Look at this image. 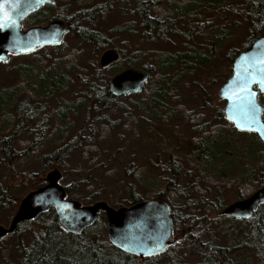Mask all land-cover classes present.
I'll return each instance as SVG.
<instances>
[{
	"label": "trees",
	"instance_id": "16d2710c",
	"mask_svg": "<svg viewBox=\"0 0 264 264\" xmlns=\"http://www.w3.org/2000/svg\"><path fill=\"white\" fill-rule=\"evenodd\" d=\"M74 1L84 6L89 0ZM191 6H196L199 11H221L244 22L248 36L240 50L264 34V0H166L165 6L162 7L160 3L151 1L149 16L147 12L144 14L141 12L142 25L148 30L143 35L145 41L156 42V39H161L165 33L179 34L185 25L183 17ZM48 13L51 11L48 10ZM103 14L104 11L98 5L96 8L77 10L73 14L75 20H70L69 33L77 37L81 43L92 45L97 52L109 48L110 40L107 34L85 26L95 16ZM33 16L31 12L23 18L24 27L33 24L35 20ZM79 25L82 26L79 27ZM130 29L131 26L128 23H122L113 26L109 34L113 37L123 36L130 33ZM221 35L216 38L220 45L225 39ZM63 47L64 44L58 47L44 45L30 53L11 54L8 62H0V66H7L12 60L19 61L27 58L26 62L19 61L12 70H9L13 73L0 89V104L4 108L3 111L15 105L23 118L14 124L10 115L2 114V123L6 122L8 126L13 127L11 137L2 139V143L5 144L2 145V151L6 152L2 154L10 156L11 138L27 132L31 123H34L35 127L30 130L34 137H31L29 145L25 148L27 154L22 157L21 165H26L35 159L43 149L54 148L43 159L39 158L42 168L38 174V183L32 189L45 183L42 174L46 169L56 167L61 170L64 160L70 154L80 150L83 144H86L85 154L92 150L96 151V147L89 145V140L97 136L105 142L108 140L112 125L120 124L126 131L134 129L135 132H131L133 138L139 137L138 134L141 133L148 134L146 130H143L144 125L141 120L129 115L128 112H124L116 121H108L107 111L110 104L117 102L123 96L112 95L108 88L107 75H103V71H108L106 72L108 74L116 73L139 63L148 69L150 73L148 81L138 93H135H141L142 100L131 102V106L143 117L149 118L150 122L166 123L177 113V108L167 115L163 112L167 107V99L174 97L177 84L183 80L187 72L183 73L182 70L192 68V64L205 65L210 56L206 57L196 50L195 52L193 48L191 51L186 50L181 53L149 49L144 53L140 50L134 51L130 55L121 52L118 60L106 67H100L98 62H93L87 63L84 68L78 64L79 53L72 52L64 55ZM240 50L235 48L228 50L230 62ZM144 57L151 58L150 62L148 61L151 65L141 63ZM231 66L232 64L230 68ZM174 73L177 74L171 76ZM230 74L221 77L220 81L225 82ZM72 80H76L79 85L71 91L73 93L70 100L61 98L64 104L54 112V123L52 127L49 126L51 133L47 132L49 136H46L48 128L44 130V125L47 123L48 113L44 115L41 111L44 107L39 106L42 100L46 101L56 94H64L71 86ZM198 81L201 82V79L198 78ZM259 101L264 105L263 94H260ZM30 104L33 107H29ZM82 110L85 112L84 118L77 132L70 137L69 132L73 122ZM221 114L223 116L222 112ZM37 118H39L38 121H36ZM262 118L264 120V112ZM5 119L8 121H4ZM222 123V127L221 125H194L193 130L198 131L199 128V132L192 137L186 149H182L181 140L178 137H175L174 142H168L160 133L156 135L157 141L164 140L161 151L166 152L168 162L163 163L162 166L166 182L162 187L154 190L150 198L162 199L170 204L174 238L161 254L140 259L114 247L106 238V218L103 211L97 214L92 226L76 234L67 232L59 223L54 210L49 209L33 220L23 221L17 225L14 232L25 233L29 239L27 247L21 252L20 264H154L159 259H165L164 264H188L175 262L169 258L170 248L175 244L199 248L201 258L196 264H264L263 205L259 206L249 218L229 217L228 223L224 225L218 223L221 217H225L219 214V210L224 206L220 196L221 189H233L239 199L264 185V145L254 132L237 130L226 119ZM220 136H222L221 141ZM223 137L229 140V144ZM238 140H240V147L234 150V144L236 141L239 142ZM230 148L232 155L235 156V152L238 153L240 159L238 165L230 157ZM85 156L87 157V154ZM156 157L160 160L158 155ZM219 160L222 161L221 166L216 167ZM185 166H190L191 170L187 171L185 168L184 170ZM131 170L132 168L129 172L125 170V176L128 179L125 187L126 197L122 202H113L114 207L128 206L144 200L139 192L134 191L136 181L142 186L140 181L142 174L136 172L130 178ZM191 173L196 180H199L200 185H195L194 182L188 183ZM64 175L65 173L62 172V177ZM32 180H34L33 176ZM178 182L183 183L179 185ZM75 188L73 184L65 186L67 197L77 199L82 204H89L92 200H88L90 197L82 199L72 194ZM211 188H214L216 192L212 202H208L206 194ZM212 210L216 216L210 219L208 214ZM197 211L204 216L197 217L196 214H199ZM209 225H215L217 231L221 229L223 233L226 232L231 239L230 245L217 243L211 235L206 241H201L208 230H211L212 227ZM244 252L250 256L246 262L241 259Z\"/></svg>",
	"mask_w": 264,
	"mask_h": 264
},
{
	"label": "rangeland",
	"instance_id": "374dc122",
	"mask_svg": "<svg viewBox=\"0 0 264 264\" xmlns=\"http://www.w3.org/2000/svg\"><path fill=\"white\" fill-rule=\"evenodd\" d=\"M139 0H89L88 4L80 6L74 0L70 1L69 15H72L81 8H91L93 5H98L104 14L101 16H95L89 23L85 24L91 30H97L99 32L107 34L110 40V47L114 48L124 54H132L134 51H142L143 53L149 49L161 50L169 53L180 52L183 47L190 46L202 55L208 56L207 63L205 65L192 64V68H188L184 74L183 80H181L176 88L173 98L167 99L166 110L163 113L167 115L170 111H174L177 108V113L173 118L166 123L159 121L150 122V119L143 117V115L131 106V102L142 100L140 94H128L118 99L117 102L111 103L109 110L107 111L108 121H116L121 118L124 112H128L129 115L141 120L144 125L143 130L148 132L147 135L138 134L139 137L133 138L131 132L135 130L126 131L120 124L112 125L110 128V134L108 140L103 142L99 137H93L89 140V145L96 147V151L87 152L85 156L86 144H83L80 150L70 154L63 162L62 169L65 175L61 178L60 183L64 186L73 184L75 190H73L74 196H80L91 202L98 200H104L110 205L113 202H122L126 197L125 187L127 185V177L125 176V170L129 172L132 168L130 178L134 176L136 172H140L141 185L135 182V192H139L143 199L150 198L153 195L154 190L162 187L165 184L166 175L162 171L163 163L166 161L165 151H161V147L164 144V140H156V135L160 133L162 138L168 142H174L178 137L181 140L182 149H186L191 141L192 137L199 132L194 129V125H223L222 122H218L219 118L216 117V110L218 98L217 91L223 84L220 81L221 77H225L231 73L232 64L227 59V52L230 48L240 50L242 44L247 39L248 30L246 24L239 19L231 17L227 13L215 10H198V14H194L189 21H186L184 28L182 27L179 34L174 35L171 33H165L161 39H156V42H146L143 37L142 28L138 25L137 14L133 15V11L136 3ZM154 3H160V6H165L166 0H151ZM122 23L136 24L133 33H127L126 35H120L113 37L109 34L110 29L113 26H118ZM190 23V24H188ZM82 25H79L81 27ZM200 27V29H199ZM131 30V29H130ZM222 34L224 41L220 45L217 43L216 38ZM219 40V38L217 39ZM63 53L71 54L72 52L79 53V66L86 68L87 63L98 62L100 54L104 51H95L94 47L89 44L81 43V41L71 33H66L63 38ZM26 59L19 61L26 62ZM150 57H144L142 64H150ZM18 60H12L7 66H0V89L2 84L10 78L13 71V66L19 62ZM149 61V62H148ZM136 66H141L140 63ZM232 67V66H231ZM103 71V75H107V79L114 73H106ZM178 73V72H177ZM174 73L171 76L177 74ZM170 76V75H169ZM170 76V78H171ZM230 76V75H229ZM201 79V82L198 81ZM195 80V82H193ZM79 83L76 80H72L71 86L65 91L64 94H56L50 99L42 100V104L39 107H44L41 111L45 115L48 113L47 123L44 125L46 136H49L47 132H50L49 126L52 127L54 123V112L64 103L61 102V98L68 101L72 97L71 91L75 90ZM22 99V98H20ZM261 102V101H260ZM30 104L29 107H33ZM38 108V107H36ZM3 107L0 104V146L4 143L2 139L11 137L13 131L12 126H8L6 122L1 121L2 114L10 115L13 118V123L17 124L23 120L22 116L18 112L17 106H11L3 111ZM84 111L78 113L75 118L72 128L69 132V136H73L84 118ZM37 118L36 121H38ZM4 121H8L5 119ZM35 128L34 123L30 124V129L19 135L16 138H11L10 156L0 154L2 161L0 166V224L7 226L15 209L18 205L19 199L30 189L35 187L34 184L39 180L38 174L41 171L42 164L39 158L45 157L54 148L43 149L35 159L28 162L26 165H21L22 157L26 156L25 148L29 145L33 133L31 129ZM140 132V130H138ZM161 137V136H160ZM222 136H220V141ZM224 141L229 144V140L223 137ZM239 142H235L234 150L238 149ZM231 144V143H230ZM5 145V144H4ZM232 160L238 165L239 157L235 152V156L232 155ZM159 156V159L156 156ZM130 164V165H129ZM157 164V166H156ZM166 166V165H165ZM220 162L216 167H220ZM190 167V166H189ZM187 166L183 167L187 171L191 168ZM56 168V167H55ZM127 168V169H126ZM52 169L48 168L45 173ZM61 169V170H62ZM184 169V170H185ZM60 170V171H61ZM140 170V171H139ZM14 171L19 173L18 176H14ZM37 174V175H34ZM193 173L188 178V183H195L200 185L199 180H196ZM32 176L34 180H32ZM36 176V178H35ZM41 176V177H42ZM33 182V183H32ZM182 185L183 182H180ZM216 190L211 188L210 192L206 194L208 196V202H212ZM6 193V195H5ZM221 201L223 205L238 199L237 193L233 189H221L220 190ZM89 202V203H91ZM179 211H181L179 209ZM198 212V211H197ZM196 214L197 217L204 215L199 211ZM210 219L216 216L213 210L208 214ZM230 221L228 216L221 217L218 223L225 224ZM212 227L208 230L206 235L202 237L201 241L209 239L210 235L219 244L230 245V236L219 229L217 231L215 225H209ZM224 230V229H223ZM107 238V237H106ZM172 239L173 236H172ZM29 242L28 235L25 233L13 232L0 238V264H20L22 257V250L27 247ZM169 258L175 262H186L188 264H196L200 261L199 248L197 247H184L177 246L176 244L170 248ZM250 256L244 252L241 255V259L246 262ZM165 259H159L154 264H164Z\"/></svg>",
	"mask_w": 264,
	"mask_h": 264
},
{
	"label": "water",
	"instance_id": "95a60500",
	"mask_svg": "<svg viewBox=\"0 0 264 264\" xmlns=\"http://www.w3.org/2000/svg\"><path fill=\"white\" fill-rule=\"evenodd\" d=\"M52 0H0V62L11 54L33 52L44 45L58 47L69 26L53 20L45 26L22 29V19ZM119 51L105 49L98 58L100 67L115 62ZM149 71L141 66L126 67L108 80L112 95L119 97L138 93L148 81ZM264 94V34L234 57L232 73L219 87L217 95L225 100L226 118L240 131L254 132L264 145V105L258 95ZM62 172L52 168L45 173V183L29 190L20 199L7 226L0 224V238L13 233L23 221L53 209L61 226L69 233H81L93 225L100 211L105 213L107 240L117 249L140 259L161 254L171 243L173 219L169 204L162 199H144L128 206L114 207L104 200L82 204L67 197L60 183ZM264 206V185L246 197L236 199L219 210L222 216L249 218Z\"/></svg>",
	"mask_w": 264,
	"mask_h": 264
},
{
	"label": "flooded vegetation",
	"instance_id": "af4514ba",
	"mask_svg": "<svg viewBox=\"0 0 264 264\" xmlns=\"http://www.w3.org/2000/svg\"><path fill=\"white\" fill-rule=\"evenodd\" d=\"M70 1L71 0H52V2H50V3H46V4H44V5H41V6H39L38 8H36L35 10H33L32 11V14L34 15L33 16V18L35 19H33L34 21H33V24H31V25H28V26H26V27H24V22H23V19H22V29L24 30V29H26V28H28V27H30V26H38V25H41V26H45V25H47L49 22H51V21H53V20H62V21H64V22H66L67 24H68V26H70V20L71 19H73V20H75V17H73V15H72V18H70V16L71 15H69V8H70ZM150 3H151V0H139L137 3H136V5H135V8H134V13H133V15L136 13L137 14V18H138V25L142 28V34L144 35L145 34V32L146 31H148V30H146L145 29V27H144V25H142V22H141V20H142V14H141V12L144 14L145 12H147V15L149 16V6H150ZM86 4H88V3H86ZM93 7H97V5H93L91 8H93ZM99 7V6H98ZM91 8H83L84 10H86V9H91ZM100 8V7H99ZM48 10H50L51 11V13H48L47 14V11ZM39 13H41V15L39 14ZM194 14H198V8L196 7V6H194V7H192L191 6V9H189V11L187 12V14H185V16L183 17V19H184V21H185V23H186V21H188L189 20V18L190 19H193L192 17H194L193 15ZM143 19H144V17H143ZM130 26H131V33H133L134 31H136V29H135V26H136V24H135V26H134V24H130ZM67 33H69V30H68V32ZM148 33V32H147ZM64 36H65V34H64ZM64 36H63V38H64ZM144 37V36H143ZM145 38V37H144ZM256 39V38H255ZM254 39V40H255ZM253 40V41H254ZM252 41V42H253ZM251 42V43H252ZM62 44H63V42H62ZM187 47H190V46H184L183 47V49L179 52V53H181V52H184V51H186V50H189V51H191V50H193L192 48H187ZM245 49V48H244ZM243 50V49H242ZM195 51V50H194ZM196 52V51H195ZM119 55H120V53H119ZM189 59H191V58H189ZM227 59L229 60V58H228V55H227ZM193 61H194V59H192ZM234 60V59H233ZM233 60H232V64H233ZM230 61V60H229ZM141 67H144V66H141ZM145 68V67H144ZM232 68V67H231ZM148 70V69H147ZM185 71H187V70H182V72L183 73H185ZM231 73H232V71H231ZM231 75V74H230ZM224 83V82H223ZM264 95V94H263ZM259 96H260V94L258 95V98H259ZM217 98L219 99L218 100V104H217V106L219 107V108H217V110H216V117L217 118H219V120H218V122H224L225 121V119L228 121V122H230L227 118H226V116H225V112H224V105H225V100H223V99H221V98H219L218 97V95H217ZM221 112L223 113V116H222V114H221ZM231 123V122H230ZM232 124V123H231ZM26 153H27V151H25ZM2 153H6L5 151H2V146H0V154H1V157H2ZM222 163V161L221 160H219L218 161V163ZM1 163H2V161H1V159H0V166H1ZM217 163V164H218ZM19 175V173H17V171H14V176H18ZM34 175H37V174H34ZM35 178H36V176H35ZM33 183V182H32ZM38 183V181L37 182H35L34 184L36 185ZM0 185H1V183H0ZM32 190V189H31ZM1 191V190H0ZM27 193V192H26ZM1 195V197H4V195H2V193L0 194ZM5 195H6V193H5ZM23 197V196H22ZM21 197V198H22ZM20 198V199H21ZM20 199H19V201H20ZM19 201H18V203H19ZM168 203V202H167ZM169 204V203H168ZM169 206H170V204H169ZM17 208V207H16ZM16 210V209H15ZM170 210H171V207H170ZM173 232V231H172ZM171 242H172V234H171Z\"/></svg>",
	"mask_w": 264,
	"mask_h": 264
},
{
	"label": "snow or ice",
	"instance_id": "6c2138e0",
	"mask_svg": "<svg viewBox=\"0 0 264 264\" xmlns=\"http://www.w3.org/2000/svg\"><path fill=\"white\" fill-rule=\"evenodd\" d=\"M3 10V5H0V12ZM3 19H6V17L0 18V27L3 26Z\"/></svg>",
	"mask_w": 264,
	"mask_h": 264
}]
</instances>
